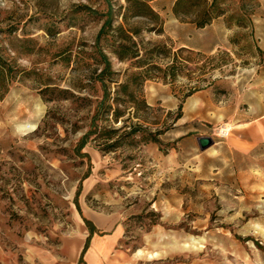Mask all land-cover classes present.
Returning <instances> with one entry per match:
<instances>
[{"label":"rangeland","instance_id":"374dc122","mask_svg":"<svg viewBox=\"0 0 264 264\" xmlns=\"http://www.w3.org/2000/svg\"><path fill=\"white\" fill-rule=\"evenodd\" d=\"M148 2L0 0V264H264V0ZM88 214L119 235L81 257Z\"/></svg>","mask_w":264,"mask_h":264},{"label":"trees","instance_id":"16d2710c","mask_svg":"<svg viewBox=\"0 0 264 264\" xmlns=\"http://www.w3.org/2000/svg\"><path fill=\"white\" fill-rule=\"evenodd\" d=\"M129 1V5L127 7V11L132 13L135 16H139V17H147V18H151L153 19L156 24H157V29L156 31H160L161 30V22H162V18L160 17V15L151 7V5L149 4L148 0H128ZM195 7L194 10L192 12H189L190 7ZM174 12L175 14L178 15H187L189 13L194 15V20L193 22L195 23V25L197 27H204L206 24H208L215 16H219L223 13L222 10H220L216 4V0H212L211 2H208V0H176L175 4H174ZM125 14H123L122 16H124ZM126 18V17H125ZM111 20H112V16L109 17V19H107L105 21V25H111ZM7 29V28H6ZM118 30H122L123 26L122 25H118L117 26ZM3 28H0V31H3ZM117 53L119 58L123 59L125 58V53L127 52L126 50V46L123 43H119L117 45ZM138 56V50H134L132 52L131 57H136ZM7 67H5V63L0 59V82L1 83H6L8 82V78H7ZM100 75L103 77L106 74H110L112 73L110 70V64L109 62H105L104 63V67L102 68V70L100 71ZM139 74H132L133 77H137ZM103 79V78H102ZM143 79V77H142ZM103 82V81H102ZM129 86L128 81L122 82L119 84V87L121 89H125V91H127ZM5 87V86H4ZM7 91V87L4 88V91L2 92V94H0V96H2L5 92ZM129 95L131 97H133V92H129ZM140 102L142 104H144L145 106H147L145 100L143 98L140 99ZM122 116L121 112L116 109L114 111L113 117H114V121H118V119ZM181 116V104L178 106V112L176 114V118H179ZM120 128H112L110 130H106L105 128L103 129L102 133H106V136H103L104 139L109 140L110 138L113 137V133L117 132ZM110 131V133H108ZM138 131H143L147 134V137H149L151 140L158 142L159 139L156 136V133L154 132H150L147 131L146 127H144L142 124L136 123L134 124V126L129 130L128 134H134ZM101 133V134H102ZM115 145V142H110L105 144V147L103 149H109L111 147H113ZM79 190V189H78ZM77 190L76 192V196H78L79 191ZM75 204L77 207H79V204L77 202V198L75 199ZM84 222L86 223V225L88 226V228L90 229V231L93 230L92 228V224L89 220L83 218ZM86 248V244L85 247L82 250V253L84 252ZM82 257V255H81ZM82 264V263H81Z\"/></svg>","mask_w":264,"mask_h":264},{"label":"crops","instance_id":"0c3cea01","mask_svg":"<svg viewBox=\"0 0 264 264\" xmlns=\"http://www.w3.org/2000/svg\"><path fill=\"white\" fill-rule=\"evenodd\" d=\"M198 92H195L193 93L192 95L194 96H198ZM87 220H89L92 224V228L93 230L90 231V229L88 228V226L86 225L87 227V230H88V234H87V237H86V240H85V243H84V246L83 248L85 247V244H86V248L84 250V252L82 253V250H81V255L83 256V254L85 253V251L87 250L88 246H89V242L92 238V245H91V251L89 253V256L91 257V254H92V251H96V250H99L101 248L109 244H111V242H113L119 235V230H115L114 232L112 233H108V234H105L106 236L104 238H101L97 232H100L101 234L104 233L102 231H100L101 227L100 225L98 224V221L99 220V217H95L93 216L92 214H88L87 216L83 217ZM84 221V220H83ZM80 239H71V240H65V250L69 248V246H75L79 243ZM84 264V263H82ZM91 264H95V263H92L91 261Z\"/></svg>","mask_w":264,"mask_h":264},{"label":"water","instance_id":"95a60500","mask_svg":"<svg viewBox=\"0 0 264 264\" xmlns=\"http://www.w3.org/2000/svg\"><path fill=\"white\" fill-rule=\"evenodd\" d=\"M213 143L210 137H199L198 144L201 149H205Z\"/></svg>","mask_w":264,"mask_h":264}]
</instances>
